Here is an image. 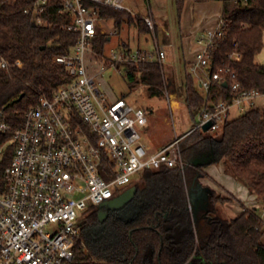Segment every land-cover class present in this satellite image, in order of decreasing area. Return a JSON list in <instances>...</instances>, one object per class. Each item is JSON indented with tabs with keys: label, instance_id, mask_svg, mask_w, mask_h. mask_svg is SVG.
<instances>
[{
	"label": "trees",
	"instance_id": "1",
	"mask_svg": "<svg viewBox=\"0 0 264 264\" xmlns=\"http://www.w3.org/2000/svg\"><path fill=\"white\" fill-rule=\"evenodd\" d=\"M174 1L179 23L186 1H220L225 29L216 43L211 71L224 63L243 87L264 91V65L255 61L263 48L264 0ZM34 2L0 0V58L7 62L6 69L0 68V112L12 130L22 125L26 111L41 97H51L58 87L70 83L66 69L55 63L54 57L68 53L79 39L77 32L66 29L71 17L59 0L50 2L43 16L47 25L42 27L24 12ZM87 5L95 7L102 20H112L117 29L126 22L138 35L151 33L141 16ZM154 32L158 38L156 25ZM108 42V34L97 29L90 44L104 54ZM121 49L129 47L122 43ZM234 52L240 53V58L230 59ZM119 69L130 88L146 85L149 99L163 97L173 86L163 64L156 61L121 63ZM183 81V102L192 128L204 108L212 110L219 100L229 98V89L216 83L204 95L186 62ZM11 137L12 131L0 133V147ZM179 146L182 167L145 170L142 183L134 185V198L123 208V218L115 214L101 218L100 208L88 209L74 243L73 264H264V213L242 206L239 215L224 219L217 214L218 205L234 200L241 203L234 196L229 200L210 190L195 207L188 190L189 185H201L200 180L208 177L205 167L224 162L235 179L264 205V105L227 120L215 133L196 129L185 135ZM13 152L12 144L3 147L0 185Z\"/></svg>",
	"mask_w": 264,
	"mask_h": 264
},
{
	"label": "built area",
	"instance_id": "2",
	"mask_svg": "<svg viewBox=\"0 0 264 264\" xmlns=\"http://www.w3.org/2000/svg\"><path fill=\"white\" fill-rule=\"evenodd\" d=\"M52 1L35 0L24 12L46 26L43 16ZM59 1L71 17L66 29L79 34L68 53L54 57L66 69L70 83L58 87L51 97H41L14 130L0 112V133L12 131L0 147V158L3 147L14 146L0 185V264H73L74 243L88 209L122 194L145 170L182 167L179 142L185 135L207 123H211L208 132L215 133L232 118V110L242 114L264 105V91L243 87L228 65L222 63L211 71L216 43L224 35L225 23L220 19L197 38L199 48L189 72L204 95L216 83L229 89V98L219 100L212 110L204 108L184 136L151 150L142 132L149 114L124 98L107 97L95 78L108 68L120 70L121 63L148 60L162 65L164 49L156 42L154 53L120 49L99 54L90 43L97 29L106 34L101 29L105 20L87 4L130 11L125 0ZM142 19L155 37L152 17ZM229 57L238 59L240 53ZM0 68H7L3 58ZM169 92H165L168 100Z\"/></svg>",
	"mask_w": 264,
	"mask_h": 264
},
{
	"label": "rangeland",
	"instance_id": "3",
	"mask_svg": "<svg viewBox=\"0 0 264 264\" xmlns=\"http://www.w3.org/2000/svg\"><path fill=\"white\" fill-rule=\"evenodd\" d=\"M124 2L129 8V12L133 15L148 16V14H151L153 17V12L157 17L167 15V23L163 22L162 24L168 25L169 34H166L162 27H160L158 38L154 37L152 33L138 35L136 29L131 26H127L126 22L123 23L121 28L117 29L112 20H105L101 22V29L108 34V37L111 38L105 47V52L109 53L111 51H118L121 49L120 46L122 43H124L128 45L129 49H139L145 50L147 53H154L157 42L159 47L163 48L166 53V61L163 64L166 76L170 77L173 81L171 91H164V93L170 91V98L168 100L165 93L163 97L158 99H149L147 86L140 83L135 84L130 88L128 80L122 69L115 70L113 68H108L101 75L95 78V82L107 97L111 99L124 98L131 104L143 108L145 107L153 113L149 115V124L142 130V132L144 134V140L148 143L149 147L153 150H158L171 142L175 136H182L186 133V131L192 128V123L190 119H188L183 102L184 62L186 61L183 59L184 50L180 45L179 34L185 30L178 22L174 0H125ZM182 16L183 12L181 18ZM256 62L264 65V38L263 48L257 55ZM171 92L173 95L170 94ZM239 114L240 113L238 111L232 110L231 117H236ZM222 163L223 172L220 175L225 178L229 176L235 179L228 163ZM221 166L222 165H219L218 168ZM201 180V185L197 186L196 184H193L188 187L191 201L195 207L203 201L206 197V192H209L210 190H215V192L219 195L230 200L231 195L223 191L221 186L214 184L211 178L210 182L203 180L201 182ZM236 181L238 182V180ZM141 183L142 178L140 176L134 181L133 185L130 184L123 190L134 186L135 184ZM257 202H249L247 207L255 208L258 212L263 214V205L259 201ZM242 206L243 204L238 203L235 200L229 201L225 204H219L217 214L224 219H231L241 213L243 210ZM125 211L123 210L121 213L117 212V216L123 218L122 214Z\"/></svg>",
	"mask_w": 264,
	"mask_h": 264
},
{
	"label": "crops",
	"instance_id": "4",
	"mask_svg": "<svg viewBox=\"0 0 264 264\" xmlns=\"http://www.w3.org/2000/svg\"><path fill=\"white\" fill-rule=\"evenodd\" d=\"M221 12H222V3L220 1H210L205 3H193L191 1H186L184 3L183 16L181 18L180 25L182 26V28L184 27L185 31L179 34L180 36L179 41L181 47L184 50L183 59L186 61V63L189 64L190 61H192L194 52L199 48V46L196 43L197 38L200 35H202L204 32H206V30L213 29L217 25L218 21L221 19ZM153 17H154V23L157 26V28L159 29L160 27H162L163 31H165L166 34H169V30L167 27L168 25L162 24L163 22L167 23L168 21L167 15H162L161 17L159 16L157 17L153 12ZM108 39L109 41L111 40L110 37H108ZM143 139H144V135H143ZM144 143L148 146V148H150L145 140ZM219 165L222 166L218 168ZM222 167H223V163L205 167L204 171L207 174L208 178L202 180L206 182H210V178H211L214 184L221 186L223 191L234 196L238 201L241 202V204H243L244 207H247V205H249V202L256 203L257 200L255 195L249 193V190L247 189L245 184L239 181L237 182L235 179L229 176L225 178L224 176L220 175L223 172ZM262 207H263L262 211L264 213V205Z\"/></svg>",
	"mask_w": 264,
	"mask_h": 264
},
{
	"label": "water",
	"instance_id": "5",
	"mask_svg": "<svg viewBox=\"0 0 264 264\" xmlns=\"http://www.w3.org/2000/svg\"><path fill=\"white\" fill-rule=\"evenodd\" d=\"M210 127H211V123H207V124L202 126V130L204 132H207ZM135 193H136V188L134 186H131L130 188L126 189L122 194H120L119 196L107 201L102 206L107 205V207L109 209H120L121 207L123 208L125 205H127L134 198ZM100 217L104 218L105 214L100 213Z\"/></svg>",
	"mask_w": 264,
	"mask_h": 264
},
{
	"label": "flooded vegetation",
	"instance_id": "6",
	"mask_svg": "<svg viewBox=\"0 0 264 264\" xmlns=\"http://www.w3.org/2000/svg\"><path fill=\"white\" fill-rule=\"evenodd\" d=\"M125 207V206H124ZM123 207V208H124ZM100 208V213H103V214H105V216L107 215V214H115V215H117V212H119V213H121V212H123V208L121 207L120 209H109L108 207H107V205H104V206H101V207H99Z\"/></svg>",
	"mask_w": 264,
	"mask_h": 264
}]
</instances>
